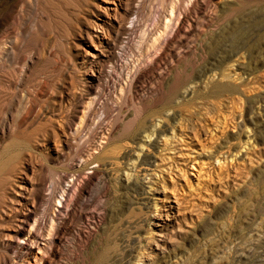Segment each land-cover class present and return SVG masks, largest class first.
Wrapping results in <instances>:
<instances>
[{"label": "rangeland", "instance_id": "1", "mask_svg": "<svg viewBox=\"0 0 264 264\" xmlns=\"http://www.w3.org/2000/svg\"><path fill=\"white\" fill-rule=\"evenodd\" d=\"M188 1L0 0V264H264L263 0Z\"/></svg>", "mask_w": 264, "mask_h": 264}, {"label": "bare ground", "instance_id": "2", "mask_svg": "<svg viewBox=\"0 0 264 264\" xmlns=\"http://www.w3.org/2000/svg\"><path fill=\"white\" fill-rule=\"evenodd\" d=\"M208 3H209V0H189L188 1V5H190V8H186L183 12L180 11L177 6H171V8L169 9V12L166 15H164V17L162 18L163 20H161V22L158 23L159 24V26L157 27L158 34L155 36V38H153V45L157 44L160 40L164 39L166 36H168L170 33H172V30H173V27H174L175 29H174V32H173V36L170 39V43L172 44V48H173V46L177 43V40L182 38L183 36H185L192 28V23H191V21L189 19V16L187 14V10L189 11V9H191L190 10L191 14L196 15ZM262 6H264V0L262 2ZM181 18H183V19H181ZM251 26L255 27L254 28L255 30L253 29V31H255L254 39H253L254 41H252L253 43L251 44L248 41L244 40V38H245L244 35L245 34H243V32H242L243 30L241 31L240 27L239 28L237 27L236 28L237 30L232 32L233 36H232V42L231 43H232L233 49L237 50L240 46H243L248 51H252L256 46L262 45L264 47V21H261V22H259L257 24H251ZM164 55L166 56V55H168V53H164ZM250 57H252V56H250ZM250 61L254 62V66H252V68H250V70L255 71V72L258 71V69H259L258 66L259 67H263L264 66V53H263L262 56H260V54H258L256 57L253 56ZM158 65L159 64H155V69L158 67ZM153 73L154 72L151 71V74H153ZM240 76L237 75V77L236 78H232L230 82L227 81V82H216L215 84L213 83L214 84L212 86L213 91L214 92H218V93H221V92L222 93H227L229 95H233V94H236V93L240 92V89H241L240 87L244 85L243 82L245 81V80L240 81L241 80ZM258 79H262L264 81V71L258 76ZM238 81H240V82H238ZM249 90H251V89H249ZM234 96H236V95H233V98H234ZM237 100L240 102L239 103V109H242V101H241L242 99L241 98H237ZM233 122H234V120H233ZM233 122H231V123H233ZM237 123L238 122L233 123V127H234V124H237ZM103 142H104V140L101 141V143H103ZM101 143L98 144L97 147H94V150H93L92 154L90 155V158L92 160H96L97 159V156L94 155V154L97 153L98 150L102 147ZM160 187H161L162 190L165 189V185L163 183L160 184ZM178 193L179 192L174 189L173 192L170 195V197L172 198L171 199L172 200V204L166 206L167 208L164 207V209H166L165 210L166 212H165V215H164L166 218H168L170 216L169 213H174V212H177V211L179 212L180 211L181 200H180V197H179ZM61 205H62V202L60 200H58L57 201V206H61ZM39 239H40V237H39ZM31 242H32L31 247H34V248L37 249V251L33 255V257H34L33 259L35 260L36 254H40V249H41L40 248V244H39L40 242H39V240H33Z\"/></svg>", "mask_w": 264, "mask_h": 264}]
</instances>
